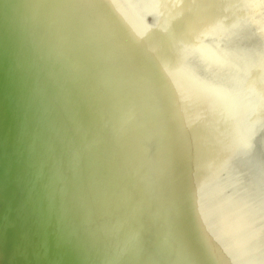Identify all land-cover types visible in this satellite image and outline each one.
I'll list each match as a JSON object with an SVG mask.
<instances>
[{
  "label": "water",
  "instance_id": "obj_1",
  "mask_svg": "<svg viewBox=\"0 0 264 264\" xmlns=\"http://www.w3.org/2000/svg\"><path fill=\"white\" fill-rule=\"evenodd\" d=\"M143 2L0 0V264H264V59Z\"/></svg>",
  "mask_w": 264,
  "mask_h": 264
},
{
  "label": "bare ground",
  "instance_id": "obj_2",
  "mask_svg": "<svg viewBox=\"0 0 264 264\" xmlns=\"http://www.w3.org/2000/svg\"><path fill=\"white\" fill-rule=\"evenodd\" d=\"M121 1L132 14L134 23H136L135 20L142 21L141 23H150L151 15L146 11L143 0ZM168 1L170 5L179 7L182 10V19L187 20L190 12L194 17L196 16V20H199L201 23V29L196 33L199 37H202L200 40L204 39L205 34V38L215 46L216 52L222 56V60L227 65H231V68H236L234 71L238 72L241 76L246 73L250 74V71L255 72L253 69L256 68L252 62V58L256 64L258 61L256 60L257 56L264 59V14L261 7L258 8V11L252 7L249 8L246 6L245 0ZM183 3L186 7L189 6L186 11L182 9ZM259 21L261 22L260 24ZM186 25L188 26L187 29L194 30L190 21H186ZM252 51L256 56L254 53L252 54ZM260 65L264 66L263 63ZM260 68L263 67L260 66ZM243 77L246 80V76L243 75ZM250 82L252 84L246 81L244 85L245 89L243 90L242 88L243 95H245L247 101L249 100L248 102L252 105L253 109L255 107L256 110L258 108L256 105L260 103L261 107L264 108V94L260 100L256 95V90H254L253 80Z\"/></svg>",
  "mask_w": 264,
  "mask_h": 264
}]
</instances>
